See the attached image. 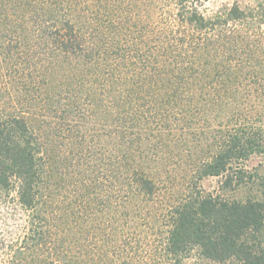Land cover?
Listing matches in <instances>:
<instances>
[{"label": "trees", "instance_id": "trees-1", "mask_svg": "<svg viewBox=\"0 0 264 264\" xmlns=\"http://www.w3.org/2000/svg\"><path fill=\"white\" fill-rule=\"evenodd\" d=\"M207 1L17 0L47 56L45 65L27 56L20 72L31 85L19 105L8 110L0 96V201L11 196L28 215L10 264L37 249L45 227L53 237L68 215L53 186L72 175L107 178L114 207L130 217L166 193L155 213L173 264L192 253L264 264V199L233 196L264 188L248 166L257 157L264 168V0L211 12ZM15 16L23 31L24 13ZM190 141L200 152L172 200L174 185L162 182ZM207 177H219L216 191L198 185ZM95 195L90 185L88 199ZM38 264L97 263L53 237Z\"/></svg>", "mask_w": 264, "mask_h": 264}, {"label": "rangeland", "instance_id": "rangeland-1", "mask_svg": "<svg viewBox=\"0 0 264 264\" xmlns=\"http://www.w3.org/2000/svg\"><path fill=\"white\" fill-rule=\"evenodd\" d=\"M226 1L233 0H208L204 8L211 12ZM16 3L17 0H0V96L4 98L8 110L14 105H19L30 88V80L21 77L20 71L24 62L36 53L45 65L47 56L44 40L38 39L37 33L34 32V24L29 19L27 8H15ZM16 10L24 13L23 31L18 28L21 20L16 18ZM52 143H57L56 139ZM195 144V141H190L191 151L179 158L174 157V175L172 174L171 178L167 176L168 180L162 182L163 185H174L173 198L170 197L172 200L177 198L186 186L185 178L192 162L191 156L200 152ZM175 151L174 147V155ZM259 160L254 157L248 166L252 172L264 175V168ZM71 170L69 168V171ZM81 179H76L73 175L64 176L53 186L54 194L61 203L60 208H65L68 212V215L61 217L58 226L54 225L53 237H57L60 244L74 247L77 254L83 257L93 256L97 264H173L170 261L171 256L164 253L161 247L160 225L155 213L157 208L159 210V206H162L160 204L167 200L166 193L155 202L151 201L155 205L153 210H141L136 212L134 217H130L128 210L118 209L117 212L114 207V199L108 192L107 178L96 177L95 184ZM90 185L94 187L96 195L89 200L87 190ZM198 185L209 191H216L219 187V177L204 178ZM261 188L259 182L254 186L237 189L233 196L244 198L251 195L264 199V188ZM4 202L0 201V264H10L14 249L26 237L28 215L16 206L11 196ZM72 210L79 218L70 216ZM71 219H74L76 224L74 232L69 228ZM48 230L49 228L45 227L43 234L38 237L37 249L24 250L16 264H38V258L44 256L53 238L50 237L52 230ZM183 264L211 263L197 259L192 253Z\"/></svg>", "mask_w": 264, "mask_h": 264}]
</instances>
